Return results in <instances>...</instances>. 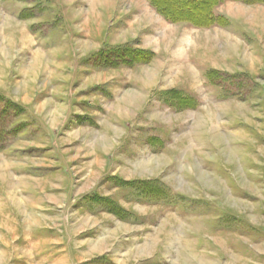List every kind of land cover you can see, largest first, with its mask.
<instances>
[{"label": "rangeland", "instance_id": "374dc122", "mask_svg": "<svg viewBox=\"0 0 264 264\" xmlns=\"http://www.w3.org/2000/svg\"><path fill=\"white\" fill-rule=\"evenodd\" d=\"M151 1L0 0V264H264V4Z\"/></svg>", "mask_w": 264, "mask_h": 264}, {"label": "trees", "instance_id": "16d2710c", "mask_svg": "<svg viewBox=\"0 0 264 264\" xmlns=\"http://www.w3.org/2000/svg\"><path fill=\"white\" fill-rule=\"evenodd\" d=\"M204 1L206 0H189V2L190 3L192 2L193 4V9L198 8L200 4ZM223 1L224 0H210V3L208 4L206 8L207 14L205 13L203 18L200 17L199 19H196L191 15H183V16H186L183 19V21L189 22L197 27H210L212 25H217V26L222 25L224 20H221V19H224V18L219 17V16H214L212 9ZM233 1H238V2L246 3V4H257V3L264 4V0H233ZM151 2L156 8H160L159 4L155 3L154 0Z\"/></svg>", "mask_w": 264, "mask_h": 264}, {"label": "crops", "instance_id": "0c3cea01", "mask_svg": "<svg viewBox=\"0 0 264 264\" xmlns=\"http://www.w3.org/2000/svg\"><path fill=\"white\" fill-rule=\"evenodd\" d=\"M225 3H227V2H225ZM223 4H224V3L220 4L219 7H220L221 5H223ZM224 6H225L224 9H225V12H226V13H225V14H226L225 16H226V17L228 16V22H229V24H230V27H232V26H233V19H232V17L230 16V14H231V13H229L230 11L228 12L227 9H228V10H231L233 6H232L231 4H229V6H228L227 4H225ZM217 16H218V15H217ZM216 26H217V25L212 26V27H216ZM212 27H211V28H212ZM218 27H219V26H218Z\"/></svg>", "mask_w": 264, "mask_h": 264}, {"label": "bare ground", "instance_id": "6f19581e", "mask_svg": "<svg viewBox=\"0 0 264 264\" xmlns=\"http://www.w3.org/2000/svg\"><path fill=\"white\" fill-rule=\"evenodd\" d=\"M206 4V3H205ZM204 13V12H203Z\"/></svg>", "mask_w": 264, "mask_h": 264}]
</instances>
